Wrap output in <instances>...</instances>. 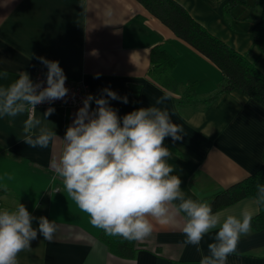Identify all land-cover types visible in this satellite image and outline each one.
<instances>
[{
	"label": "crops",
	"instance_id": "0c3cea01",
	"mask_svg": "<svg viewBox=\"0 0 264 264\" xmlns=\"http://www.w3.org/2000/svg\"><path fill=\"white\" fill-rule=\"evenodd\" d=\"M175 1L225 44L246 56L251 51L259 6L256 14L245 13L249 4L226 13L225 0ZM153 48L174 57L169 74L152 63ZM37 57L58 61L64 74L81 79L95 98H107L105 88L127 97L126 104L109 98L121 118L150 106L167 109L184 129L182 139L167 137L164 146L172 153L168 163L175 166L173 174L182 180L186 197L209 204L214 194L264 164V106L237 89L211 99L223 78L219 68L137 0H0V86L7 87L23 72L31 79L36 70L46 74ZM169 76L175 83L168 86ZM163 96L168 99L157 105ZM96 107L93 100L91 109ZM78 109L57 108L47 121L43 110L33 116L62 139ZM27 119L26 112L0 118V210L21 203L34 217L55 221L56 232L51 240L38 233L30 249L19 254V264H199L201 255L208 254L216 230L204 237L202 252H197L184 243L180 217L170 224L153 222L151 236L133 241L129 255L109 248L100 237L103 230L90 224L50 167L62 141L29 147L22 140ZM253 198L217 211L239 210ZM33 227L38 228V220ZM227 264H264V229L251 228L241 236Z\"/></svg>",
	"mask_w": 264,
	"mask_h": 264
},
{
	"label": "clouds",
	"instance_id": "9594fccd",
	"mask_svg": "<svg viewBox=\"0 0 264 264\" xmlns=\"http://www.w3.org/2000/svg\"><path fill=\"white\" fill-rule=\"evenodd\" d=\"M37 59L47 67L46 82L34 83L23 72L7 87L0 86V118H15L29 108L35 111L36 105L68 94L67 77L59 62ZM103 92L107 98L91 94L84 98L62 139L43 127L41 119L31 116L24 122L23 142L31 148H47L57 138L62 141L61 153L50 167L67 195L88 214L90 224L105 235L142 241L151 236L153 222L170 224L180 217L184 243L195 246L197 252H202L199 245L204 237L216 230L214 242L208 244V254L201 255L199 264H227L241 236L251 231L254 214L264 207V184L256 186L251 204L239 210L214 212L207 202L186 197L182 180L173 174L175 166L168 163L172 153L164 146L167 137L174 142L182 139L183 127L173 122L167 109L156 106L121 118L110 107L109 98L126 104L127 97L107 88ZM166 99L160 97L156 104ZM93 100L95 109H91ZM54 111L49 107L43 119ZM34 220H38V228L33 227ZM55 232V221L34 217L21 203L0 210V264H19V254L30 249L38 233L51 240Z\"/></svg>",
	"mask_w": 264,
	"mask_h": 264
},
{
	"label": "trees",
	"instance_id": "16d2710c",
	"mask_svg": "<svg viewBox=\"0 0 264 264\" xmlns=\"http://www.w3.org/2000/svg\"><path fill=\"white\" fill-rule=\"evenodd\" d=\"M137 1L151 15L168 26L178 38L189 44L219 68L223 78L219 83V90L210 97L211 99L217 97L220 93H228L237 89L264 106V72L250 62L245 54L239 53L208 32L175 0ZM215 2L219 3L220 0H215ZM247 4V0H225L223 10L229 13L236 5L246 6ZM254 4L259 6L260 13L251 29L252 46L257 47L260 52L264 53V0H255ZM152 50V63L162 66L164 71L169 74L175 63L174 57L163 49L153 48ZM166 81L169 83L168 86L170 81L173 84L175 83L170 76L167 77ZM258 184H264V164L245 179L214 194L209 205L215 212L244 197H255ZM251 224V228L255 231L264 229V207L259 208L258 213L253 216ZM100 237L115 252L121 255L131 253L133 241L124 240L119 236H108L104 232L101 233Z\"/></svg>",
	"mask_w": 264,
	"mask_h": 264
},
{
	"label": "built area",
	"instance_id": "2783aa9c",
	"mask_svg": "<svg viewBox=\"0 0 264 264\" xmlns=\"http://www.w3.org/2000/svg\"><path fill=\"white\" fill-rule=\"evenodd\" d=\"M32 81L34 83L46 82V74L42 70H36L32 75ZM42 86H46V83H44ZM65 86L69 90L66 97L61 100L52 101L51 103L46 101L42 104L36 105V110L40 109L45 112L49 107L54 109L64 107L80 108L83 106L84 98L91 94L90 89L81 79L67 77ZM34 112L35 111L29 108L26 111L27 118L33 116Z\"/></svg>",
	"mask_w": 264,
	"mask_h": 264
},
{
	"label": "rangeland",
	"instance_id": "374dc122",
	"mask_svg": "<svg viewBox=\"0 0 264 264\" xmlns=\"http://www.w3.org/2000/svg\"><path fill=\"white\" fill-rule=\"evenodd\" d=\"M247 2L250 6L249 8L244 9L245 13L256 14L257 10L259 11V9L254 4L255 0H247ZM247 58L262 72H264V53L260 52L257 47H252L251 51L247 53Z\"/></svg>",
	"mask_w": 264,
	"mask_h": 264
}]
</instances>
